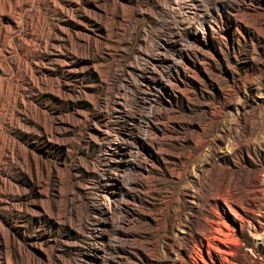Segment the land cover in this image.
<instances>
[{
    "label": "rangeland",
    "instance_id": "obj_1",
    "mask_svg": "<svg viewBox=\"0 0 264 264\" xmlns=\"http://www.w3.org/2000/svg\"><path fill=\"white\" fill-rule=\"evenodd\" d=\"M0 264H264V0H0Z\"/></svg>",
    "mask_w": 264,
    "mask_h": 264
}]
</instances>
